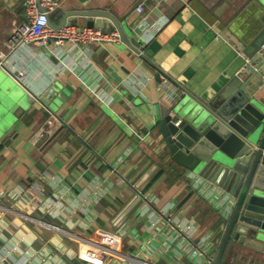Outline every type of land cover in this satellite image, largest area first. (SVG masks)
<instances>
[{"label":"crops","instance_id":"0c3cea01","mask_svg":"<svg viewBox=\"0 0 264 264\" xmlns=\"http://www.w3.org/2000/svg\"><path fill=\"white\" fill-rule=\"evenodd\" d=\"M225 2L57 0L49 17L53 25L71 11L106 12L136 37L148 62L120 41L80 49L66 46L59 56L48 48L11 56L10 64L15 71H25L29 85L41 88L50 79L55 84L40 96L47 107L29 97L25 108L0 110V123L6 126L0 134V205L16 214L0 212V264H86L72 260L75 243L38 222L80 236L103 231L112 250L148 264H205L186 247L206 237L220 238L217 211L222 205L195 192L177 208L192 188L184 178L186 171L167 165L160 154L154 126L174 98L184 96L180 88L196 98H212L230 80L244 77L234 49L244 54L261 20L244 9L234 17L230 9L238 3ZM139 4L141 14L135 11ZM23 21V0H0V59L7 51V37ZM84 22L68 19L72 25ZM160 74L169 79L175 96L157 91ZM54 116L59 123L41 135ZM153 165L160 172L142 195L161 174L166 177L122 220L121 211L136 194L135 184ZM214 192L223 194L216 186ZM170 219L175 227L185 221V229L192 228L191 243L176 236ZM243 254L230 243L222 263L246 264ZM108 264L128 263L111 258Z\"/></svg>","mask_w":264,"mask_h":264},{"label":"water","instance_id":"95a60500","mask_svg":"<svg viewBox=\"0 0 264 264\" xmlns=\"http://www.w3.org/2000/svg\"><path fill=\"white\" fill-rule=\"evenodd\" d=\"M233 2L238 5L233 6ZM227 3L233 6L230 14L234 17L244 9L243 13L251 11L261 20L257 37L251 45L245 44L244 55L251 58L264 46V0H226ZM70 18H83L87 28L116 32L124 46L148 62L136 37L125 32L106 12L71 11L63 14L58 25H53L49 19L48 26L59 30ZM0 74V101L1 97L4 101L0 105L1 113L16 107L25 108L29 97L47 107L31 90L21 87L3 72ZM263 77L264 48L250 59L244 77L230 80L212 98H196L180 88L184 96L174 99L154 126L159 136L160 154L167 165L174 164L186 171L184 178L188 184L190 175H196L228 195L227 204L217 211L222 221V234L211 264H223L230 243L245 251L246 264H264ZM0 124L2 134L6 126L2 127L3 122ZM159 172L153 165L141 176L134 186L135 196L121 211L122 220L132 215L163 181L165 174H161L152 188L142 195L144 186ZM193 193L194 189L177 208Z\"/></svg>","mask_w":264,"mask_h":264},{"label":"built area","instance_id":"2783aa9c","mask_svg":"<svg viewBox=\"0 0 264 264\" xmlns=\"http://www.w3.org/2000/svg\"><path fill=\"white\" fill-rule=\"evenodd\" d=\"M58 7L57 0H23V10H24V21L18 24L9 34L6 39V54L0 59V69H3L6 74L18 85L23 88L31 87L29 89L33 92L36 97H40L42 93H49L50 87L55 82L53 79H50L46 86L44 84L41 88H36L33 85H29V81L26 78L24 70H17L13 68V65L10 64L11 56L16 53H23V50H32L34 48H48L54 56H59L62 54V49L66 46H73L77 49L83 48L89 45H102L105 43H118L119 37L118 34L114 31L109 30H99L94 28H87L85 26H78L72 24H66L59 30H52L48 26V21L50 15ZM135 11L139 14L143 12V4L136 6ZM146 27V26H144ZM150 29H153V32L158 31V26L148 24ZM217 38L222 39L220 36ZM225 43H228L226 40L222 39ZM264 48L262 46L259 49V52ZM237 57L242 60L241 73L245 74L247 71L248 65H250V58L246 57L241 51L234 49ZM255 69L253 66H251ZM264 83V77L262 78ZM171 89V83L169 79L164 75H159V84L157 86L158 92H164L168 98L175 96ZM175 99V98H174ZM173 100V99H172ZM171 100V101H172ZM55 123H59V119L50 117L46 121L45 131L41 135L50 133ZM189 185L198 196L209 197L210 202L218 201L221 205H226L228 202V195L226 198H222L215 194L214 184L199 178L196 175H190ZM228 208H226L227 210ZM0 212L2 214L9 213L15 214L13 209L7 208L0 205ZM162 215H166L165 212H161ZM16 215V214H15ZM21 220L26 222L30 221L32 223L36 222L26 216H21ZM170 222L174 223V220L170 219ZM39 227L45 228L58 234L62 237H66L71 242L75 243L76 248L72 257V260L77 262H83L86 264H108L111 258L118 259L122 262L128 264H148L141 261L131 255L122 254L121 252L112 250L105 243V234L103 231L95 230L89 235H75L69 230L53 226L45 222H38ZM188 226V225H187ZM174 231H176V236L184 239L187 244L190 242V236L192 234L191 229H185V221L179 222V225L176 227L173 225ZM220 237L222 234V229L219 232ZM220 242V238L210 241L209 238H203L199 244L187 246L186 252L190 254L191 251H194L193 257L197 255L203 258L205 264H211L213 261L214 252L217 249ZM24 264V263H23Z\"/></svg>","mask_w":264,"mask_h":264}]
</instances>
